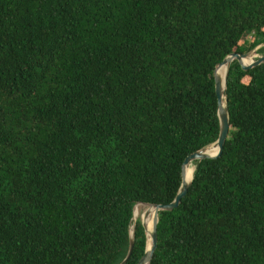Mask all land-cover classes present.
<instances>
[{"label":"trees","instance_id":"obj_1","mask_svg":"<svg viewBox=\"0 0 264 264\" xmlns=\"http://www.w3.org/2000/svg\"><path fill=\"white\" fill-rule=\"evenodd\" d=\"M251 51L264 0H0V264H120L135 204L216 147V66ZM224 102L149 264H264V63L233 61ZM145 251L137 220L125 264Z\"/></svg>","mask_w":264,"mask_h":264},{"label":"water","instance_id":"obj_2","mask_svg":"<svg viewBox=\"0 0 264 264\" xmlns=\"http://www.w3.org/2000/svg\"><path fill=\"white\" fill-rule=\"evenodd\" d=\"M251 52L247 53H231L228 56H226L221 63H219L214 71V87H215V94H216V99H217V117L219 121V134L217 141L215 142L217 152L214 155H209L206 152V149H208L210 146L204 147L196 152L191 153L188 155L181 167V184L178 189V192L174 198V200L169 203V204H143L147 205L148 207H151L154 210V217H155V222L153 224V227L150 229H147V224L146 220L141 219L140 223L142 228L144 229L145 232V237H146V251L141 258L139 264H149L153 251L156 247V224H157V213L160 211H172L175 208L178 207L180 204L181 200L185 197L188 188L191 185V180H189V166L195 162V161H202L205 159L209 158H216L219 157L222 153L223 150V145L224 142L227 138L228 135V129H229V121H228V115H227V110L225 107V104L223 105L222 103V98L225 94L226 90V83H227V77H228V71L231 63L233 61H237L241 68L243 70H248L252 69L260 64L264 63V55L257 58L255 61H251L250 63H244V60L249 57ZM221 66H225V75L222 78L221 75H219L218 70ZM142 204V203H138ZM134 208V207H133ZM132 218H133V213H132ZM132 220V219H131ZM135 222L133 223L132 230L130 231V239H129V249L126 257L123 259V261L120 264H125L128 260V258L131 255L132 248H133V230H134Z\"/></svg>","mask_w":264,"mask_h":264},{"label":"bare ground","instance_id":"obj_3","mask_svg":"<svg viewBox=\"0 0 264 264\" xmlns=\"http://www.w3.org/2000/svg\"><path fill=\"white\" fill-rule=\"evenodd\" d=\"M248 58L249 57H247L244 60V63H247V64L250 63V62H247ZM218 73L223 78L225 75V66H221L218 70ZM222 103H223V105L225 104L224 96L222 98ZM206 152L209 155H214L217 152V148L215 147L211 150H206ZM147 211H149V212L145 215V213ZM149 217L153 218L154 222H155L154 210L151 207H148L147 205H143V204H135V206L133 208V218H132L133 223L136 222L138 219H144L145 218L146 224H147V229H150L153 227L154 222L148 221ZM130 231H131V229H130Z\"/></svg>","mask_w":264,"mask_h":264},{"label":"rangeland","instance_id":"obj_4","mask_svg":"<svg viewBox=\"0 0 264 264\" xmlns=\"http://www.w3.org/2000/svg\"><path fill=\"white\" fill-rule=\"evenodd\" d=\"M259 48V47H258ZM262 55L255 52V51H251V54L249 56V58L247 59V62H251V61H255L257 58L261 57ZM141 219H138V221H140ZM132 227H133V222H132V225H131V230H132Z\"/></svg>","mask_w":264,"mask_h":264}]
</instances>
